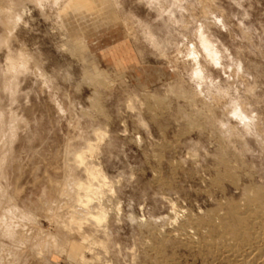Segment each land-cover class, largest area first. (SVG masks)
<instances>
[{"label":"rangeland","instance_id":"rangeland-1","mask_svg":"<svg viewBox=\"0 0 264 264\" xmlns=\"http://www.w3.org/2000/svg\"><path fill=\"white\" fill-rule=\"evenodd\" d=\"M62 1L0 0L21 18L11 32L0 22V117L14 135L0 142V194L30 238L19 264H264V217L244 195L264 189V0ZM10 53L27 62L17 75ZM79 151L108 180L91 207L109 210L108 230L65 244L56 191L87 181Z\"/></svg>","mask_w":264,"mask_h":264},{"label":"bare ground","instance_id":"bare-ground-1","mask_svg":"<svg viewBox=\"0 0 264 264\" xmlns=\"http://www.w3.org/2000/svg\"><path fill=\"white\" fill-rule=\"evenodd\" d=\"M34 1H38V2H44V1H51V0H34ZM53 2L58 1V0H52ZM62 1V0H61ZM65 2V0H63ZM62 1V3H63ZM67 1V0H66ZM81 0H74L73 2H76L75 4H77V11H81L85 12V11H89L88 7L86 5H83V3L80 2ZM15 2V1H14ZM60 2V1H59ZM72 2V0H71ZM72 2V3H73ZM83 2V1H82ZM71 3V4H72ZM59 4V3H57ZM68 4V2H67ZM67 4H65V7L67 8ZM13 7V5H11ZM76 6V5H75ZM70 7V6H69ZM74 7V6H73ZM2 8V7H1ZM16 8V7H15ZM70 9V8H69ZM75 9V8H74ZM75 9V10H76ZM17 11L14 12V14H16ZM4 13H0V22L1 24H3L6 28V30L10 31L12 30L13 27H15V24L17 22H19L21 20V18L16 14H13V11L9 10L8 12ZM16 16V17H15ZM2 26V25H1ZM11 32V31H10ZM14 36V35H13ZM5 37V36H4ZM3 37V39L1 40V43H7L8 40L5 39ZM14 38V37H13ZM199 38H200V42L201 45L203 47V49L207 52L208 56H212V52L210 49V44L209 41L206 39L205 36H203V34H199ZM1 49V48H0ZM14 54H16L14 52ZM8 60H9V67H8V75L12 74L14 75L17 71H23L26 68L27 62L25 60V58L23 57V55H21V57L19 58V56H15L13 54H9ZM27 58V57H26ZM4 66V65H3ZM19 72V73H20ZM17 75V74H15ZM195 76H199L200 75V71H196L194 73ZM13 77H17V76H13ZM175 89V88H174ZM19 90V89H18ZM176 92H178L179 94H181V96H183V98H188L190 101H196L197 97L195 94L191 93V92H186L184 91L181 87H177L175 89ZM9 92V91H8ZM185 96V97H184ZM187 99V100H188ZM188 100V101H189ZM189 101V102H190ZM93 103V102H92ZM191 103V102H190ZM194 103V102H193ZM196 103V102H195ZM93 107V106H92ZM95 107L100 109L98 102L95 103ZM238 115V116H237ZM236 116L239 117L241 119V121L243 122L245 129L247 130L250 129V127L255 130V132L258 133V131H256L257 129H254L253 126V119H251L250 117H248L247 115H245L243 113V111H241L239 114H237ZM7 116V115H6ZM190 121V120H189ZM209 122H211L213 125V121L211 119H209ZM241 122V123H242ZM8 122H5V119L2 117H0V142L2 141L3 138L7 139V141L9 143L13 142L14 140V135L11 133V127L9 124H7ZM190 124L193 125L194 121L191 120ZM210 124V123H208ZM13 129V128H12ZM221 129V128H219ZM218 129V130H219ZM251 130V129H250ZM252 131V130H251ZM219 132V131H218ZM226 132L225 130L222 131ZM249 132V130L247 131ZM261 131L259 130V133ZM221 133V132H220ZM263 133V131H262ZM261 133V134H262ZM101 134V133H100ZM99 134V135H100ZM104 134V133H103ZM227 134V132L225 133ZM233 133H231L232 135ZM96 135V134H95ZM222 135V134H221ZM224 135V134H223ZM253 135V134H250ZM258 135V134H257ZM256 135V136H257ZM228 136V135H227ZM255 136V135H253ZM259 136V135H258ZM257 136V137H258ZM102 136L100 135L101 138ZM104 137V136H103ZM102 137V138H103ZM262 137V136H260ZM97 138V136H96ZM105 138V137H104ZM253 138V137H252ZM256 138V137H255ZM259 138V137H258ZM262 139V138H261ZM261 139H259V141H261ZM98 140V139H97ZM256 140V139H255ZM264 139H262L261 142ZM102 141V140H101ZM258 141V139H257ZM89 143V142H88ZM101 143V142H100ZM260 143V142H259ZM258 143V144H259ZM1 144V143H0ZM97 145V144H96ZM99 145V144H98ZM261 145V143H260ZM89 147H87L89 150V152H93V150H95L96 146H92V145H88ZM262 149L264 148V145ZM98 147V146H97ZM99 148V147H98ZM224 151V150H223ZM226 151H224L223 153H225ZM76 154V153H75ZM74 154V155H75ZM2 156V155H1ZM87 156V152H77L76 156H74V163H75V168L77 169H83L84 170V175H86L87 177V181L85 183H81V181L77 182L76 179L72 180H76L75 182V186H72L73 183L71 182V186L70 188L76 187L74 190H76L73 193H71L70 191L64 189L65 186H62L64 188H57V199H60L61 201H65L67 202V213L65 215H58L57 219L59 220V225L60 228L63 230V242L65 241V244L67 243H72V242H76L77 241L75 238H73V236L78 235L81 239V242L85 243H93L94 242V237L96 236V234L94 235L93 232L95 231L96 233H98L99 230L102 229H107L108 230V226L106 228L105 223H107V219L109 218L108 215H110V213L108 214L109 210H106L103 206V204H101V200H98L99 204L97 205L98 207L96 209H92V203L95 204L93 201L100 199L99 196L101 195L102 198V189L104 185H107V182L105 180H107L106 176L104 175V173H102V171L99 169H97L96 166L92 164H90V161L88 163V161L86 160ZM221 156V155H220ZM1 158V157H0ZM233 158V157H231ZM239 158V157H238ZM230 159H227L226 154H222L220 160H219V165L221 166V168L224 170L225 173L230 174V172L233 170L232 166H231V161H229ZM240 161V160H239ZM8 162V161H7ZM237 164V163H236ZM238 165V164H237ZM235 165V166H237ZM72 166V165H71ZM6 168V167H5ZM238 168V167H237ZM240 168V167H239ZM242 168V167H241ZM1 171V170H0ZM75 171V170H74ZM71 176V175H70ZM69 177V176H68ZM239 178V177H238ZM80 180V179H79ZM71 181V180H69ZM108 181V180H107ZM68 182V181H67ZM97 182V183H96ZM106 182V184H105ZM70 183V182H68ZM65 185V184H64ZM69 185L66 183V186ZM105 187V186H104ZM110 187V186H109ZM251 188L253 186H250ZM256 187V186H254ZM263 187V186H262ZM250 188V189H251ZM68 189V188H67ZM105 190V188H104ZM245 192V190H244ZM252 193V194H251ZM104 195V194H103ZM244 195L247 197V205L251 208V207H255L259 209V211L262 213L263 217H264V189L261 187H257V188H252L251 190L246 191V194L244 193ZM243 195V196H244ZM96 202V201H95ZM4 199L2 197V195L0 194V264H19V254H20V249L21 248H17L16 246L19 244L21 246V243H23L24 239L26 241H28L30 238L29 237H25L24 236H28V234L26 233V235L23 236V232L25 230V226L22 227V231L21 228H19V224H15L16 226H14V224L8 220V214L9 211L5 208L7 207L6 205L4 206ZM8 203V202H7ZM112 204V203H110ZM244 206V205H243ZM63 207V206H62ZM95 208V207H94ZM12 209V208H11ZM16 210V209H15ZM108 211V212H107ZM15 211H13L14 213ZM12 213V214H13ZM183 213V212H181ZM15 214V213H14ZM13 214V215H14ZM18 214V213H17ZM12 215V217H13ZM22 216V215H21ZM27 217V216H25ZM28 218V217H27ZM20 220V219H19ZM23 221V220H22ZM238 225H242L245 223V219L244 218H238L237 220ZM87 225V226H86ZM91 226L93 231L91 230ZM21 227V226H20ZM225 231V228L222 227ZM24 229V230H23ZM184 230V229H182ZM105 232V231H104ZM107 232V231H106ZM106 232L104 234H106ZM233 234L235 235H239V233H241V231L239 229L234 228L232 230ZM100 233V232H99ZM187 233V232H186ZM92 234L94 235L92 238ZM98 235V234H97ZM107 235V234H106ZM186 235V234H185ZM242 235V234H241ZM245 237V236H243ZM24 238V239H23ZM27 238H29L27 240ZM8 240L10 242V244H12L13 247H11V245H8L7 243L4 242V240ZM25 241V242H26ZM30 241V240H29ZM24 242V243H25ZM23 243V244H24ZM82 243V244H83ZM16 244V245H15ZM22 244V246H23ZM26 244V243H25ZM81 244V243H80ZM93 245V244H92ZM18 246V247H20ZM73 246V245H72ZM71 246V247H72ZM89 247V246H88ZM92 247V246H91ZM86 248V247H84ZM81 249V247H80ZM91 249V248H90ZM250 249V248H249ZM80 259H84V255H83V251L80 250ZM251 251V250H250ZM257 251V250H256ZM39 252V251H38ZM86 252V251H85ZM84 252V253H85ZM22 253V252H21ZM41 253V252H39ZM87 253V252H86ZM261 253V252H259ZM258 253V255H259ZM254 254V253H253ZM263 254V253H262ZM229 255V254H228ZM258 256H255V258ZM262 257V256H261ZM85 260V259H84ZM83 260V261H84ZM250 260V259H249ZM256 260V259H255ZM262 261V260H261ZM255 263V262H254Z\"/></svg>","mask_w":264,"mask_h":264}]
</instances>
